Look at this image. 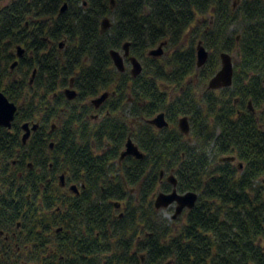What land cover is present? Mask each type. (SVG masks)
Listing matches in <instances>:
<instances>
[{"label": "trees", "instance_id": "1", "mask_svg": "<svg viewBox=\"0 0 264 264\" xmlns=\"http://www.w3.org/2000/svg\"><path fill=\"white\" fill-rule=\"evenodd\" d=\"M6 1L0 92L17 112L0 127V264H264V0ZM197 38L203 83L239 53L231 87L199 96L187 82ZM163 43L168 57L150 56ZM126 44L137 77L113 63ZM160 113L163 130L149 124ZM26 122L39 128L23 144ZM129 138L144 158L121 162ZM163 170L198 195L179 233L152 199Z\"/></svg>", "mask_w": 264, "mask_h": 264}, {"label": "water", "instance_id": "2", "mask_svg": "<svg viewBox=\"0 0 264 264\" xmlns=\"http://www.w3.org/2000/svg\"><path fill=\"white\" fill-rule=\"evenodd\" d=\"M65 10H66V6L62 8V12H64ZM109 28H110L109 20L105 19L102 23V31L105 32ZM164 45L165 44L163 43L156 50H152L150 52V56L161 57L163 55ZM18 52H19L18 56L21 57L23 55V52L20 48ZM110 54L117 71L123 73L125 71L124 58H128L130 56L129 44H126V46L124 47V55H121V53L118 51H111ZM208 56H209L208 51H206V49L201 45V43H199V46L197 47V68L203 67L206 64L208 60ZM220 59H221V68L216 73V75L209 81L208 90H212V91L221 90L224 88H229L233 84L234 63L232 57L230 56V54L222 53L220 55ZM130 62L132 65V70H131L132 76L133 77L139 76L143 71L142 65L137 59L132 57L130 58ZM16 66H17V62L12 66V69H14ZM65 93L70 100L76 97V93L72 89H68ZM108 97L109 94L105 93L101 95L99 98L94 99L92 101V105L98 108ZM16 112H17V106L14 103L10 102L8 98L2 92H0V127L11 129L12 124L15 120ZM149 124L155 126L159 130L164 129L169 125L165 119L164 113L157 115L154 119L149 121ZM37 128H38V124H35L32 127L30 126L29 123H25L22 125V129L24 131L22 140L24 144H26L27 140L29 139L31 135V131H36ZM179 129L184 135L190 134V126L187 117H184L179 121ZM128 156L134 157L139 160L144 158L143 153H141L139 148L133 143L131 139H129L125 145V150L121 154V161ZM221 161L234 162L235 158L232 157V158L222 159ZM63 179L64 178L62 177L61 180L63 181ZM169 181L171 184H173L174 190L168 194L167 193L159 194L155 201V207L157 210H161V209H166L172 206L173 204H177L176 215L173 217V219H176L178 215L183 213L184 210H191L195 207L198 200V195L193 192L184 195L180 194L176 188L177 181L173 177H170Z\"/></svg>", "mask_w": 264, "mask_h": 264}, {"label": "rangeland", "instance_id": "3", "mask_svg": "<svg viewBox=\"0 0 264 264\" xmlns=\"http://www.w3.org/2000/svg\"><path fill=\"white\" fill-rule=\"evenodd\" d=\"M8 2H9V0L6 1V3H8ZM233 3H234V7L235 8L238 7V5H239V1L238 0H234ZM208 18H210V17H208ZM105 19L109 20V24L111 26V19L110 18L109 19L108 18H105ZM105 19H103V21ZM211 23H212V21H211ZM190 39H191L190 36H188L186 38V40H185V44L186 45L188 43H190ZM199 43H201V45L206 49V51H208L209 56H210L211 55V50L208 49L207 47H205L204 41L201 38H197L194 41V47H195L196 51H197V47L199 46ZM154 49L156 50L157 47L154 48ZM119 52L121 53V55H124V51L123 50H119ZM238 54H239L238 52H233V53L230 54V56L232 57V60H233L234 65L239 62V55ZM209 56H208V59H209ZM167 57H168V53L166 52V49L164 48L162 58L163 59H166ZM124 65H125V67H129V69L132 68L131 63L130 64H127L125 58H124ZM203 67L197 68L196 73H194L187 80V82L190 83V85H192L197 90V92L199 93V96H202V94L204 93V91L208 88V83H203V81L201 80L200 74H199V71ZM28 76H29V79L30 78L33 79V75L31 74V72L29 73ZM171 90H172V95L173 96L175 94H178L179 93V89L178 88H174V89L171 88ZM182 118H184V116H181V118H179V119H182ZM188 123H189V126H190L191 124H190V120L189 119H188ZM235 163H236L237 166H239V164H241L238 160H235ZM162 172H163V177L161 179V181H162L161 182V186L159 188H157V190L155 191V193L152 195V199L154 201L156 200L157 196L160 193H164V191H163V185L165 183H169L168 182V179L170 177H173V175H172L171 172H166L164 170ZM263 179L264 178H262V180ZM171 185L173 186V184H171ZM176 209H177V204H173L172 206H170V207H168L166 209L158 210V216L161 217L163 220H165V221L168 222V224L172 228L173 233L174 232L175 233H179L180 232V229H182V227L185 225V222H186V220H185L186 219L185 212H183L182 214L178 215V217L176 219H173V217L176 215ZM117 210H118V213H121L120 210L122 211V205H118Z\"/></svg>", "mask_w": 264, "mask_h": 264}, {"label": "flooded vegetation", "instance_id": "4", "mask_svg": "<svg viewBox=\"0 0 264 264\" xmlns=\"http://www.w3.org/2000/svg\"><path fill=\"white\" fill-rule=\"evenodd\" d=\"M129 51H130V50H129ZM128 58H130V56H129ZM128 58H126V59H128ZM129 62H130V59H129ZM130 63H131V62H130ZM131 66H132V65H131ZM125 69H126V67H125ZM124 72H125V71H124ZM70 89H72V86H71ZM72 90H73V89H72ZM66 91H67V90H66ZM66 91H65V92H66ZM75 93H76V92H75ZM65 94H66V93H65ZM108 94H109V93H108ZM76 95H77V94H76ZM109 96H110V95H109ZM71 100H72V99H71ZM106 100H107V99H106ZM106 100H105V101H106ZM105 101H104V102H105ZM104 102H103V103H104ZM103 103H102V104H103ZM91 104H92V102H91ZM93 106H94V105H93ZM95 108H96V107H95ZM98 108H99V107H98ZM96 109H97V108H96ZM160 114H161V113H160ZM164 114H165V113H164ZM158 115H159V114H158ZM184 117H187V116H184ZM153 119H154V118H153ZM165 119H166V115H165ZM187 119H188V117H187ZM180 120H181V119H179V121H180ZM150 121H151V120H150ZM166 121H167V119H166ZM167 122H168V121H167ZM26 123H28V122H26ZM24 124H25V123H24ZM29 124H30V126L32 127V126L35 125L36 123H35V124H31V123H29ZM168 124H169V123H168ZM22 125H23V124H22ZM150 125H151V124H150ZM152 126H153V125H152ZM178 126H179V124H178ZM153 127L156 128L155 126H153ZM168 127H169V125H168ZM168 127H166V128H168ZM21 128H22V126H21ZM38 128H39V124H38ZM38 128H37V129H38ZM156 129H157V128H156ZM164 129H165V128H164ZM157 130H159V129H157ZM162 130H163V129H162ZM36 131H37V130H36ZM36 131H31V135H30L29 139L31 138L32 134H34ZM22 134L24 135V131H23V129H22ZM23 135H22V138H23ZM186 136H188V135H186ZM29 139H28V140H29ZM129 139H131V138H129ZM129 139H128V140H129ZM28 140H27V141H28ZM131 140H132V139H131ZM132 141H133V140H132ZM22 142H23V140H22ZM26 143H27V142H26ZM133 143L135 144L134 141H133ZM23 144H24V143H23ZM135 145H136V144H135ZM50 146H51V148H52V147H53V144H51ZM136 146H137V145H136ZM137 147H138V146H137ZM141 153H142V152H141ZM143 155H144V154H143ZM120 161H121V160H120ZM122 161H123V160H122ZM122 161H121V162H122ZM62 177L64 178L63 181L61 180ZM162 177H163V173H162V175H161V179H162ZM173 178H174V177H173ZM60 182H61V186L64 188V187L66 186V183H65V175H61V176H60ZM168 182H169V184H171L170 181H169V179H168ZM70 190H71V191L75 190L76 192H78V187H77V186H71ZM173 190H174V186H173ZM173 190H172V191H173ZM160 194H161V193H160ZM155 201H156V200H155ZM117 207H118V206H117ZM176 210H177V209H176ZM185 211H186V210H184L183 212H185ZM185 214H186V213H185Z\"/></svg>", "mask_w": 264, "mask_h": 264}]
</instances>
